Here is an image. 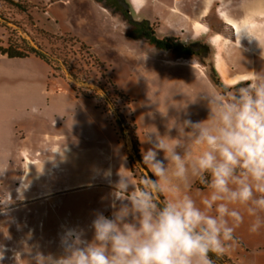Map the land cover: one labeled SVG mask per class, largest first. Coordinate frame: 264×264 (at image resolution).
<instances>
[{
  "label": "rangeland",
  "instance_id": "obj_1",
  "mask_svg": "<svg viewBox=\"0 0 264 264\" xmlns=\"http://www.w3.org/2000/svg\"><path fill=\"white\" fill-rule=\"evenodd\" d=\"M16 1L23 2L27 10L0 0V44L6 48L10 43L16 46L22 37L26 38L47 53L50 63L35 55L29 56L35 62L26 63L0 53V68L5 73L0 85H29L27 72L36 69L41 77L33 79L32 84L37 87H77L82 91L81 86L91 85L104 88L109 96L106 99L97 94L98 99L88 98L74 90L88 112V121H94L99 128V155L93 154V143L86 137L69 135L68 152L62 159L65 169H37L32 176L22 173L17 187L13 184L0 189V264H37L40 257L55 260L63 256L62 241L73 229L85 230L86 238L91 239L88 226L97 211L111 215L113 190L109 186L120 178L119 169H105L112 165L113 155L124 157L129 163L128 169H120L121 176L139 186L142 172L129 160V148L136 139L140 147V139L152 134L174 140L179 135L173 126L175 121L201 119L205 105L200 99L190 102L193 94L176 90L179 79L169 62L175 58L155 49L145 39L131 38L128 22L105 2ZM152 24L161 37L172 31L163 27L158 32L156 22ZM221 28L218 25L216 30ZM222 30L232 34L230 29ZM200 61L197 66L205 68L218 92L232 90L247 81L227 87L208 57ZM61 67L69 68V72ZM231 67L235 70V64ZM16 72L21 74H9ZM221 74L226 83H232L226 74ZM214 78L220 80V86ZM116 112L126 119V130ZM35 160L39 164L41 159ZM105 172L111 173L110 178L105 177Z\"/></svg>",
  "mask_w": 264,
  "mask_h": 264
},
{
  "label": "clouds",
  "instance_id": "obj_2",
  "mask_svg": "<svg viewBox=\"0 0 264 264\" xmlns=\"http://www.w3.org/2000/svg\"><path fill=\"white\" fill-rule=\"evenodd\" d=\"M198 96L207 119L174 120L179 135L171 146L167 135L149 141L141 185L119 174L111 215L94 214L91 239L73 229L62 241L63 256L37 264H212L211 255L238 244L245 216L251 233L264 228V73ZM193 181L207 194L190 195Z\"/></svg>",
  "mask_w": 264,
  "mask_h": 264
},
{
  "label": "crops",
  "instance_id": "obj_3",
  "mask_svg": "<svg viewBox=\"0 0 264 264\" xmlns=\"http://www.w3.org/2000/svg\"><path fill=\"white\" fill-rule=\"evenodd\" d=\"M127 1L135 20L156 22L158 32L163 27L172 30L162 37L156 33L158 37L175 36L185 44L203 43L210 47L208 60L227 87L250 80L254 73H264V0ZM218 25L221 30H216ZM223 28L230 29L232 34ZM10 59L35 62L33 57ZM199 61L196 58L169 60L179 79L176 90L193 94L194 100L200 93L218 92L205 68L197 66ZM231 64H235V70ZM221 73L232 83H226ZM4 74L0 68V77ZM9 74L17 77L21 73ZM27 77L29 85H0V189L13 184L17 187L22 173L32 176L37 169H65L62 159L68 152L69 135L86 137L93 143L94 155H99L102 149L99 128L94 121H88V112L71 87H37L32 84L33 79L41 77L36 69H30ZM202 102L203 117L192 122L207 119L209 109ZM157 136L160 135L142 137L141 152L151 147L149 141L154 142ZM165 142L171 146L176 140L165 138ZM37 158L41 159L39 164ZM158 158L164 159L162 152ZM126 163L124 157L113 155L112 165L105 169H119L121 175L120 169H128ZM189 194L199 198L207 194V189L193 181ZM250 223V218L245 216L244 223L236 230L238 244L225 253L234 264H264V228L251 233Z\"/></svg>",
  "mask_w": 264,
  "mask_h": 264
},
{
  "label": "trees",
  "instance_id": "obj_4",
  "mask_svg": "<svg viewBox=\"0 0 264 264\" xmlns=\"http://www.w3.org/2000/svg\"><path fill=\"white\" fill-rule=\"evenodd\" d=\"M10 4L26 11V5L21 1L16 0H7ZM98 3L105 2V6L113 8L116 12L120 13L124 20L130 25L129 36L135 40L145 39L147 42L153 46L155 49L167 52L168 55L175 59H201L207 58L209 55V47L203 43H194V44H185L180 38L175 36H165L160 38L156 34L155 26L149 20H135L131 15V7L127 0H95ZM21 43L13 46L10 43L9 47H3L0 44V53L7 55L9 58H24L31 55H35L40 59L50 63V59L40 47L37 45L31 44L26 38H21ZM60 69V68H58ZM61 70L69 72V68L61 67ZM214 82L217 86H220L221 82L217 78H214ZM82 91L77 87H73L74 90L78 93L83 94L88 98L98 99V95L109 99L107 91L102 87H94L91 85L81 86ZM85 87V88H83ZM87 89L88 91H86ZM89 91H94L95 93H90ZM118 120L120 121L122 129L126 130L128 128V123L123 115L116 112ZM137 130L136 125H134V131ZM127 144L130 145L128 136H126ZM129 160L133 164H137L140 171L143 173L144 170L142 167V152L140 147L139 139H136L134 146L129 148ZM150 175V173H149ZM154 178V177H153ZM141 183H139V186ZM200 188H205L204 185L198 182ZM211 260L215 264H234L232 260L226 255L222 256H210Z\"/></svg>",
  "mask_w": 264,
  "mask_h": 264
}]
</instances>
